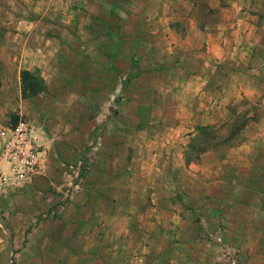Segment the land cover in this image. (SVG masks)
I'll return each mask as SVG.
<instances>
[{
  "label": "rangeland",
  "instance_id": "obj_1",
  "mask_svg": "<svg viewBox=\"0 0 264 264\" xmlns=\"http://www.w3.org/2000/svg\"><path fill=\"white\" fill-rule=\"evenodd\" d=\"M196 3L199 11L189 17L193 16V24L203 25L206 37L216 42L217 53L208 50L205 42L194 47L163 40L132 51V45L123 42L115 64L118 85L110 114L98 118L89 93H78L72 107L49 109L52 118L44 125L53 141L67 125V132L75 130L78 145L65 150L67 175L56 168L50 177L55 184L50 183L47 193H36L37 201L57 199L49 205L54 208L61 201H72L71 196L88 195L98 199L99 209L107 213L108 199L120 200L117 217L108 226L120 231L123 251L90 253L70 248L68 252L63 242L74 243L76 227L67 224L62 245L57 237L46 246L38 244L37 238L36 252L26 250L21 264H129L132 256L141 255L149 264H264V240L253 236L260 225L252 206L256 191L250 186L256 180L264 187V0ZM119 17L118 12L110 17L101 13L94 21L118 23ZM98 33L101 41H107L105 29ZM7 35L0 27V41ZM190 38L201 39L195 31ZM100 45L101 53L108 54V46ZM88 79L95 98L103 85L92 73L83 80ZM62 86L61 95L68 96L69 82ZM38 104L31 107L42 114L44 106ZM23 106L27 113L17 112L14 119L23 116L35 124L28 116V111H34L26 103ZM105 133L108 136L103 138ZM256 133H261L259 139L253 138ZM100 134L99 146L103 142L110 151L108 165L120 177L110 192L108 184L99 185L97 180L103 174L100 169L108 166L101 165L97 155L98 160L91 162L94 166L88 167V161L103 153L93 148L97 145L93 136ZM78 161L81 176L72 179L68 165ZM68 177L73 184L67 185ZM128 177L134 186H126ZM29 184L11 197L24 193ZM125 194L132 203H125ZM146 196L148 200L141 204L140 198ZM141 212L147 214L144 220L139 219ZM142 235V242L149 245L145 253L138 243Z\"/></svg>",
  "mask_w": 264,
  "mask_h": 264
},
{
  "label": "crops",
  "instance_id": "obj_2",
  "mask_svg": "<svg viewBox=\"0 0 264 264\" xmlns=\"http://www.w3.org/2000/svg\"><path fill=\"white\" fill-rule=\"evenodd\" d=\"M199 8L196 0H0V27L5 28L8 34L0 41V128L10 124L17 112L27 113L23 108L24 103L30 107L35 103H39L37 105H40L39 107L44 106L42 114L32 107L34 113L28 111V116L35 123L31 124L43 153L42 173L35 177L31 184L28 183L24 193L12 197L11 193L1 194L0 264H21L20 258L26 250L36 252L37 248L33 246L37 244V238H40L38 244L43 242L46 246L49 240L53 241L52 238L57 237L62 245L67 224L76 227L73 233L74 243L63 242L68 252L70 248L73 251L90 253H97L103 249L110 251L115 249L114 253L123 251L121 249L124 247L123 237H119L120 231L108 226V223L117 217V205L120 200L109 198L110 208L107 213L99 209L98 199L94 200L93 196L89 198L88 195L82 199L71 196L72 201H61L54 208L49 205L55 204L52 200L57 202V199L37 201L39 197L36 193H47L50 183H54L50 177L58 171L56 168H62V174L67 175L63 162L66 158L65 150L78 145L75 130L67 132V125L65 130H62L63 134L57 136L56 140L53 141V138L49 137L44 129V125L52 118L49 109L70 108L78 93H89L87 96L94 101L97 117H106V114H110L109 109L118 85L115 64L123 42L132 45L131 51L134 48L146 50L143 44L156 45L163 40L169 42V45L175 41L179 45L184 43L194 47L205 42L208 50L217 53V44L206 37L203 25L198 22L193 24V16L191 19L189 17L190 13H197ZM115 12L120 14L118 23L110 21L100 25L94 21L101 13H106L110 17ZM101 29L108 32L107 41L99 39L98 31ZM193 31L198 33L201 39H191ZM101 43L108 46V54L101 53L99 49ZM78 60H84L86 64L82 65ZM22 70L38 73L43 79L44 90L29 98L22 97L20 81ZM152 71H155L154 74L158 73V69ZM89 73L103 85L102 93L95 98L92 82L89 79L83 80ZM106 77L108 82L105 80ZM66 81L69 82V95L63 96L62 84ZM258 134L261 133L253 134V138ZM101 135L93 136V141L96 140L97 144L93 148L103 150V153L96 154L94 161L92 159L88 161V167L94 166L91 162L98 160L97 155L100 164L108 166V170L100 169V173L103 174L101 178L98 176L97 180L98 183L101 182L99 185L108 184L110 192L116 187L117 179L120 177L117 176L115 169L112 172L108 165L110 151H107L103 142L99 146L98 140L102 139ZM104 136H108V133H105L103 138ZM260 137L257 136L258 139ZM53 142L61 147H57ZM105 172H108L107 177L104 176ZM68 176L70 177L69 174ZM69 177L67 185L71 184ZM129 178L131 177L126 179V186H134L133 179ZM89 186L92 188L95 185ZM126 186L124 185L125 188ZM250 186L256 191L257 197L252 206L260 225L258 226L260 231L254 232L253 236L257 235L264 240V187L258 186L256 180L252 181ZM92 189L88 191L93 193ZM67 192L68 189L66 194ZM126 195L123 197L125 203H132L130 197ZM147 198L148 196L140 198L141 204H145ZM145 214L141 212L139 219L144 220ZM127 216L134 219L133 215ZM102 220H107V223L101 225ZM127 231L130 236V230ZM141 233L146 236L145 232ZM125 234L122 233V236ZM143 235L138 243L142 246L141 252L145 253L149 250V239L148 236L145 239ZM143 239L148 243L142 242ZM255 242L256 240L253 245L259 248L258 240V244ZM69 244L73 246L70 247ZM46 248L44 247V250ZM132 258L134 261L132 259L129 264H149L144 261L143 255ZM263 258L264 256L261 257Z\"/></svg>",
  "mask_w": 264,
  "mask_h": 264
},
{
  "label": "built area",
  "instance_id": "obj_3",
  "mask_svg": "<svg viewBox=\"0 0 264 264\" xmlns=\"http://www.w3.org/2000/svg\"><path fill=\"white\" fill-rule=\"evenodd\" d=\"M42 159V149L27 118L19 116L15 122L1 127L0 194L18 192L40 175L43 169ZM80 166L81 161L68 165L70 178L79 179ZM76 183L74 186L78 185Z\"/></svg>",
  "mask_w": 264,
  "mask_h": 264
},
{
  "label": "trees",
  "instance_id": "obj_4",
  "mask_svg": "<svg viewBox=\"0 0 264 264\" xmlns=\"http://www.w3.org/2000/svg\"><path fill=\"white\" fill-rule=\"evenodd\" d=\"M135 64V62H134ZM21 95L24 98L34 96L44 90V83L41 76L29 70H22L20 73ZM17 118L13 121L15 122Z\"/></svg>",
  "mask_w": 264,
  "mask_h": 264
}]
</instances>
